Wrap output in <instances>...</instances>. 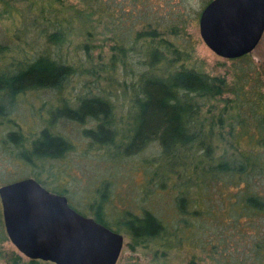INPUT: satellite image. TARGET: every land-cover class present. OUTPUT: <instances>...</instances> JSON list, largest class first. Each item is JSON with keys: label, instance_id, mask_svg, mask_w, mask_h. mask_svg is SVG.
Instances as JSON below:
<instances>
[{"label": "trees", "instance_id": "1", "mask_svg": "<svg viewBox=\"0 0 264 264\" xmlns=\"http://www.w3.org/2000/svg\"><path fill=\"white\" fill-rule=\"evenodd\" d=\"M73 1L0 0V149L16 150L29 165L61 159L69 150L62 136L46 128L30 141L5 127L27 93L95 78L98 94L65 103L51 121L94 122L85 136L115 160L156 143V154L143 159L148 183L174 192L175 214L165 221L141 208L111 220L103 195L90 207L93 219L123 233L128 249L153 264L184 246L209 264H264V82L249 55L231 60L230 79L197 65L185 35L190 0ZM97 34L112 42L107 61L102 52L94 61ZM114 99L126 106L122 117ZM8 264L48 263L11 255Z\"/></svg>", "mask_w": 264, "mask_h": 264}, {"label": "rangeland", "instance_id": "2", "mask_svg": "<svg viewBox=\"0 0 264 264\" xmlns=\"http://www.w3.org/2000/svg\"><path fill=\"white\" fill-rule=\"evenodd\" d=\"M210 1L190 0L188 2L185 10L188 18L185 35L192 43L193 59L197 65L211 76H226L230 79L236 64L215 55L206 47L199 35V16ZM65 2L76 5L73 0H65ZM6 25L5 23L3 26L6 27ZM99 32L100 30L97 29L96 33ZM95 43L102 45V48H96L93 51L94 61L100 52L107 61L112 42L107 40L104 34H97ZM249 57L264 82V34ZM95 82V78L82 77L71 81L61 92H31L19 99L18 109L10 116V124L6 125V130L19 131L32 141L41 130L47 128L65 138L69 144V150L61 159L39 160L34 165H29L17 158L16 150L8 155L3 151L4 149H0V187L27 178L35 180L34 176L37 175L43 188L55 194L65 195L69 206L86 217L94 218L90 207L106 195L107 201L104 208L111 220L116 219L123 210L140 213L141 208H146L158 213L165 221H171L175 214L172 204L174 192L170 188L160 191L149 184L150 167L143 163L144 158L156 154V143L150 144L139 156L115 160L108 154L112 151L111 149L94 144L85 136L84 131L96 129L94 122L89 121L81 125L62 119L51 121L52 112L60 109L65 103L76 107L75 99L98 94ZM97 85L102 88L107 86L108 82L100 80ZM90 86L92 91L89 92ZM113 102L118 107L117 117H122L126 106L122 110L120 106L123 103L117 104L116 99ZM119 128H121L120 125ZM27 148H30L29 144ZM122 148H124L123 143ZM1 228L5 232L0 203V231ZM121 234L125 240L117 264H153L151 256H146L140 251L131 252L127 247L129 239L123 233ZM11 255L19 256L22 262L28 261L16 250L6 235V240L0 243V264H8ZM160 264H209V261L204 253L184 246L181 250L172 252L168 260Z\"/></svg>", "mask_w": 264, "mask_h": 264}, {"label": "water", "instance_id": "3", "mask_svg": "<svg viewBox=\"0 0 264 264\" xmlns=\"http://www.w3.org/2000/svg\"><path fill=\"white\" fill-rule=\"evenodd\" d=\"M264 34V0H211L199 16V35L215 55L251 54ZM8 240L28 260L52 264H117L125 237L86 217L65 195L32 178L0 187Z\"/></svg>", "mask_w": 264, "mask_h": 264}]
</instances>
